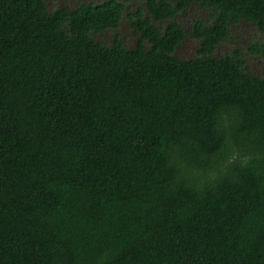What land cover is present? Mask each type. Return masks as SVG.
<instances>
[{"label":"trees","instance_id":"obj_1","mask_svg":"<svg viewBox=\"0 0 264 264\" xmlns=\"http://www.w3.org/2000/svg\"><path fill=\"white\" fill-rule=\"evenodd\" d=\"M122 19L132 47L98 37ZM240 21L259 39L218 54ZM250 56L264 0H0V264H264Z\"/></svg>","mask_w":264,"mask_h":264},{"label":"rangeland","instance_id":"obj_2","mask_svg":"<svg viewBox=\"0 0 264 264\" xmlns=\"http://www.w3.org/2000/svg\"><path fill=\"white\" fill-rule=\"evenodd\" d=\"M49 6L54 8L61 5H68L73 7L76 4V0H47ZM139 4H143V0H126V6L132 10ZM198 15H207L202 10L199 4H191L188 9L179 15V20L182 25L188 31L193 18ZM233 36L231 39L223 42L217 49L218 54H223L227 51L232 50L234 47L239 46L243 49L246 48L252 39H259V34L256 32V28L252 23L246 21H240L237 25L233 26ZM118 33L123 38L124 43L132 47L135 43V38L130 34V28L127 20L122 19L117 29H107L103 34L98 36L105 43H111L114 33ZM198 45V40L192 38L189 34L186 35L182 44L176 50V54L181 58H188L194 54L195 48ZM250 69L256 73L264 74V60L261 58L248 57Z\"/></svg>","mask_w":264,"mask_h":264},{"label":"clouds","instance_id":"obj_3","mask_svg":"<svg viewBox=\"0 0 264 264\" xmlns=\"http://www.w3.org/2000/svg\"><path fill=\"white\" fill-rule=\"evenodd\" d=\"M234 159H235V157H232V160H234ZM232 160H230V161H229V163H231V162H232ZM245 162H246V161H245Z\"/></svg>","mask_w":264,"mask_h":264}]
</instances>
